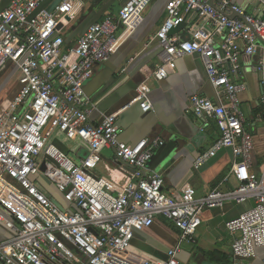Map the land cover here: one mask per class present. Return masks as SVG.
Returning <instances> with one entry per match:
<instances>
[{
    "label": "built area",
    "instance_id": "2783aa9c",
    "mask_svg": "<svg viewBox=\"0 0 264 264\" xmlns=\"http://www.w3.org/2000/svg\"><path fill=\"white\" fill-rule=\"evenodd\" d=\"M0 0V70L7 62L18 73L19 90L0 115V205L10 215L0 219L12 235L0 241L3 264H184L179 259L183 244L197 243V229L205 209L226 203L252 202L251 208L226 223L234 235L231 264L256 262L264 248V165L252 167V135L245 129L240 95V56L254 58L250 69L259 74L260 103L264 105V18L251 15L233 0H170L156 39L161 47L152 72L162 81L174 70V61L197 54L215 100L192 95L189 109L216 123L219 136L200 153L193 167L199 169L223 148H230L233 167L249 171L228 192L219 187L196 198L185 185L180 192L165 194L163 177L147 174L154 150L164 141L144 138L136 144L118 139L116 114L90 122L94 103L84 91L95 65L108 60L118 45L120 25L135 26L153 0H126L116 17L105 16L90 24L70 46L58 33L60 20L74 9V0ZM264 12V0H257ZM232 14H236L231 17ZM190 18L204 20L209 29L189 33L175 30ZM221 40L216 41V38ZM148 88L139 86L135 101L143 111L152 108ZM59 130L67 138H79L90 148L80 162L53 145L49 138ZM112 148L117 163L131 169V177L114 194V186L93 169L100 151ZM44 164V171L40 170ZM49 181L66 206L58 208L41 186ZM171 220L179 230L177 242L165 259L128 260L120 255L137 228L153 225L156 216Z\"/></svg>",
    "mask_w": 264,
    "mask_h": 264
},
{
    "label": "crops",
    "instance_id": "0c3cea01",
    "mask_svg": "<svg viewBox=\"0 0 264 264\" xmlns=\"http://www.w3.org/2000/svg\"><path fill=\"white\" fill-rule=\"evenodd\" d=\"M125 1L74 0L73 11L60 20L58 33L64 38L65 45L75 44L90 24L101 21L107 15L116 17ZM169 1L153 0L138 24L130 27L120 25L116 32L117 47L108 60L95 65L93 75L84 87L86 95L94 103L89 119L92 124H98L104 116L116 114L118 139L126 144L133 145L144 138L160 137L164 143L154 150L146 173L156 172L163 177L162 189L165 194L179 193L185 185L195 189L196 198L207 195L215 187L228 192L240 182L234 170L240 177L249 171L241 165L233 167L230 148L221 149L199 169L193 167L196 157L210 148L219 136L213 119L197 115L189 109L192 95L215 100L201 59L197 54L185 55L174 61V70L167 78L156 81L152 77L161 50L156 32L166 17ZM233 1L240 4L246 13L264 18L257 0ZM198 27L209 29L210 25L204 20L190 18L175 32L186 34ZM220 40L216 38L217 43ZM240 62L244 67L241 80L246 84V90L240 95L245 129L253 139L250 170L260 173L264 165V105L259 100V74L249 67L254 58L241 55ZM17 77L15 66L10 62L0 70V115L19 90ZM141 85L149 90L152 108L147 111L141 109L138 101L134 102L136 90ZM49 141L76 162L83 160L90 152L88 144L82 139L67 138L59 130L52 132ZM93 171L110 180L114 194L131 177V169L117 163L114 151L109 147L101 149L100 160ZM41 186L62 207L66 206L54 186L47 189L44 182H41ZM251 206V201L228 202L222 208L205 209L197 229V243L183 244L179 259L196 264H227L228 260L232 263L230 251L234 235L227 230L226 223ZM0 216H10L1 205ZM179 233L171 220L158 215L152 226L135 229L130 246L123 253L135 262L165 259L167 249L176 244ZM11 235L0 219V241ZM0 264L3 263L0 261Z\"/></svg>",
    "mask_w": 264,
    "mask_h": 264
},
{
    "label": "water",
    "instance_id": "95a60500",
    "mask_svg": "<svg viewBox=\"0 0 264 264\" xmlns=\"http://www.w3.org/2000/svg\"><path fill=\"white\" fill-rule=\"evenodd\" d=\"M9 0H4V2H3V4H6L7 2H8ZM213 1L214 0H211V4L213 3ZM59 2V0H54L53 2H52V4L48 7V11H51L53 8H54V6L57 4ZM236 14H232L231 15V17H233V16H235ZM61 24L59 23L58 24V26H57V29H60V26ZM139 102V101H138ZM44 164L42 163L41 164V166H40V170L41 171H44ZM44 179V178H43ZM45 181L44 182H47L48 184H49V181L48 180H46V179H44ZM52 201H53V203L58 207V208H60L61 210H63V207H62V205L57 201V200H55V199H53L52 198Z\"/></svg>",
    "mask_w": 264,
    "mask_h": 264
},
{
    "label": "rangeland",
    "instance_id": "374dc122",
    "mask_svg": "<svg viewBox=\"0 0 264 264\" xmlns=\"http://www.w3.org/2000/svg\"><path fill=\"white\" fill-rule=\"evenodd\" d=\"M44 186L47 188V189H50L53 187V185H50L48 184L47 182H44ZM63 200V199H62ZM63 204H64V201H63ZM260 252H264V250H261ZM120 255L128 260H130V257L128 255L125 254V252L123 253H120ZM229 262L227 264H230L231 263V260H228ZM184 264H196L195 262H192V261H184Z\"/></svg>",
    "mask_w": 264,
    "mask_h": 264
},
{
    "label": "trees",
    "instance_id": "16d2710c",
    "mask_svg": "<svg viewBox=\"0 0 264 264\" xmlns=\"http://www.w3.org/2000/svg\"><path fill=\"white\" fill-rule=\"evenodd\" d=\"M261 250H264V248L257 250V258H256L257 263L259 262L260 258L264 257V252H260Z\"/></svg>",
    "mask_w": 264,
    "mask_h": 264
}]
</instances>
